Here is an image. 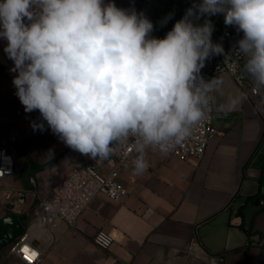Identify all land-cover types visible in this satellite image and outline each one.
I'll return each mask as SVG.
<instances>
[{"label": "clouds", "instance_id": "clouds-1", "mask_svg": "<svg viewBox=\"0 0 264 264\" xmlns=\"http://www.w3.org/2000/svg\"><path fill=\"white\" fill-rule=\"evenodd\" d=\"M224 16L243 36L235 53L243 72L264 90V0H195L164 38L134 8L109 0H0V38L16 73L13 85L34 130L47 127L67 147L96 160L130 145L133 173L147 171L149 150L168 155L207 120L222 78L205 80L206 60L223 54L213 43ZM169 13L163 26L172 18ZM246 99L229 96L227 114Z\"/></svg>", "mask_w": 264, "mask_h": 264}, {"label": "crops", "instance_id": "crops-1", "mask_svg": "<svg viewBox=\"0 0 264 264\" xmlns=\"http://www.w3.org/2000/svg\"><path fill=\"white\" fill-rule=\"evenodd\" d=\"M111 2L142 12L154 25L151 35L164 38L194 0ZM169 13L172 18L162 26ZM203 19L224 23L222 14L196 22L203 24ZM242 36L234 28L226 36L227 47L237 46ZM6 45L0 38V136L12 130L13 121L24 112L12 83L16 73L10 71L14 63L4 52ZM216 77L223 80L213 94L218 132L203 154L181 159L149 150V167L140 175L133 173L132 163L123 164L118 179L128 194L121 201L98 194L82 211L75 228L64 221L52 227L38 221L39 192L68 175L73 165L93 158L70 149L52 131L19 143L16 170L4 182L25 189L26 203L8 208L0 200V218L8 213L18 216L23 231L39 249L36 264H202L194 254L204 251L221 254L224 264H264V120L247 97L227 114L218 113V104L241 91L227 73ZM112 165L106 159L98 167L106 173ZM147 209H151L149 214ZM97 229L112 234L107 249L93 243ZM193 235L199 241L194 251L189 247ZM0 264L24 263L3 247Z\"/></svg>", "mask_w": 264, "mask_h": 264}, {"label": "built area", "instance_id": "built-area-1", "mask_svg": "<svg viewBox=\"0 0 264 264\" xmlns=\"http://www.w3.org/2000/svg\"><path fill=\"white\" fill-rule=\"evenodd\" d=\"M212 24L214 25L212 35L216 43L222 45L224 52L214 55L211 60L206 61L205 67L201 69V75L207 81L216 77L218 73H227L241 93H244L254 103L264 120V94L254 87L252 80L243 72L244 57L234 52L237 46L229 48L226 45V36L235 27L226 26L225 23L212 22ZM33 122H41L39 112L26 113L24 111L13 121L12 130L0 136V200L8 208L14 204H25L27 196L25 189L4 182V179L16 170L19 156L17 144L51 131L46 122L44 131L34 130ZM217 132L212 106L207 120L194 130L193 135L187 141L177 146L170 154L181 159L188 156L200 157L210 138ZM135 156L136 153L130 145L118 148L107 158L113 161V165L106 173L98 167L106 159H92L90 162L73 165L68 175L54 182L49 189L39 192L41 207L37 215L38 221L48 227H52L58 221H64L70 227L75 228L82 211L98 194H104L114 201H121L128 194V189L118 179L119 169L125 163H132ZM150 212L151 209H147L146 214ZM92 240L99 248L107 249L113 242V236L106 230L97 229ZM198 244L197 236L193 235L189 247L194 251V247ZM5 247L9 252L16 254L24 264H36L39 260V249L29 240L26 231H22ZM25 249L28 251L25 252ZM194 255L201 259L202 264H224L223 256L219 253L204 251Z\"/></svg>", "mask_w": 264, "mask_h": 264}, {"label": "water", "instance_id": "water-1", "mask_svg": "<svg viewBox=\"0 0 264 264\" xmlns=\"http://www.w3.org/2000/svg\"><path fill=\"white\" fill-rule=\"evenodd\" d=\"M23 231V225L14 213L0 218V249L8 245Z\"/></svg>", "mask_w": 264, "mask_h": 264}, {"label": "rangeland", "instance_id": "rangeland-1", "mask_svg": "<svg viewBox=\"0 0 264 264\" xmlns=\"http://www.w3.org/2000/svg\"><path fill=\"white\" fill-rule=\"evenodd\" d=\"M17 151H18V154H19V156L21 155V150H20V147H19V144H17ZM20 159V158H19ZM18 159V160H19ZM21 160V159H20Z\"/></svg>", "mask_w": 264, "mask_h": 264}, {"label": "snow or ice", "instance_id": "snow-or-ice-1", "mask_svg": "<svg viewBox=\"0 0 264 264\" xmlns=\"http://www.w3.org/2000/svg\"><path fill=\"white\" fill-rule=\"evenodd\" d=\"M28 250L27 249H25V252H27ZM34 255V254H33Z\"/></svg>", "mask_w": 264, "mask_h": 264}]
</instances>
